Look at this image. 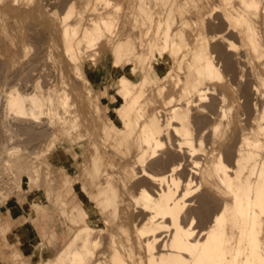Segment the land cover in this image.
<instances>
[{"label": "bare ground", "instance_id": "6f19581e", "mask_svg": "<svg viewBox=\"0 0 264 264\" xmlns=\"http://www.w3.org/2000/svg\"><path fill=\"white\" fill-rule=\"evenodd\" d=\"M91 1L79 8L71 0L62 13L51 12L79 86L87 85L84 53L117 31L123 8L93 0L104 9L92 29L83 20ZM209 6L203 16L205 4L195 0H136L139 48L129 36L108 39L114 65L124 69L116 116L105 124H85L75 111L61 115L81 94L72 101L63 74L59 81L39 58L28 78L3 86L8 140L15 121L47 132L58 118V201L66 218L75 182L81 190L71 207L78 228L45 264H264V0ZM212 23L222 29L209 33ZM15 162L16 182L24 173L39 180V172ZM70 163L82 165L78 178Z\"/></svg>", "mask_w": 264, "mask_h": 264}, {"label": "rangeland", "instance_id": "374dc122", "mask_svg": "<svg viewBox=\"0 0 264 264\" xmlns=\"http://www.w3.org/2000/svg\"><path fill=\"white\" fill-rule=\"evenodd\" d=\"M70 1L71 0H19L18 3H14V0H0V92L9 82H15L19 79V76L26 75L25 73H27V70L31 66V61L33 62L39 58V61H46L47 65L56 72V75L59 76V81L61 80V73L63 74L68 82L72 101L76 100V95L78 96V93L81 94L79 100L77 97V104H73V106H71L72 108L69 109L68 112H70V114L68 112L66 113L63 108L59 109L60 114L62 113L61 115H63L65 113V115L69 117L73 115V111H75L81 113L83 119L86 118L85 124H105L109 122V117L116 116L115 110L117 100L115 92L117 77L124 69V64L118 66L114 65L110 53L111 42L108 39L114 40V38L117 39L119 36L124 39L129 36L136 46V50L139 48L138 34H140V29H142V27L139 23L137 24L134 21V3L136 0H115L120 1L123 5V8L119 12L120 17L117 20V31L114 32L115 34L113 33V35L108 33L107 37L99 40L95 49L84 53L82 60H84L83 62L86 65L87 87L77 84V80L74 77L73 63L65 55L63 50L60 19L58 18L57 20L51 15L54 9H57L59 14L62 13ZM76 1L78 7L83 8L85 0ZM195 1L205 4L203 10V12H205L203 14L204 16L210 13L209 5L215 0ZM95 2L96 0H94V4ZM92 3L93 0L91 1V4ZM94 4L86 8L83 18L84 22L92 29H95L94 20L98 18L99 11L104 9V4L97 3V8H93ZM112 9V6L108 8V10ZM190 16H194V13ZM78 19L79 17L75 16L71 21H77ZM218 26V23H212L208 26L209 28H207V31L209 33H212V31L217 32L218 29H222L221 26ZM50 48L53 53L52 57H49L47 54V51H50L47 49ZM88 58H92L95 61L94 66H88ZM29 72L28 70V73ZM28 75H26L27 77L25 78L30 76ZM5 78H8V80ZM73 88H76V90H73ZM158 98L160 99L158 100ZM158 98L156 99L157 101H155V105L164 107V99L162 97ZM1 101L2 100H0V184L2 185H0V206L11 197H20L21 195H26L29 198L35 199L34 206L39 199H42L43 202L52 203L58 210L56 218V222L58 223V240L62 238L65 239L61 243L58 241V252L64 246L65 242L68 241L74 230L78 228V226L74 225L71 221V207L72 203L81 201V190L77 182H75L73 191L68 195V201L70 202L68 208L69 218L61 215L60 203L58 201V174L62 172V164L58 161V154L60 152L58 150L57 139L59 132L58 118L56 123L50 126L47 132L43 131V128L46 127L45 125L36 127L34 124L15 121L16 124L14 123L11 125V127L14 128L11 134L13 137L12 139L10 138L11 142L7 139L9 134H7V130L5 131V128H7L6 124L2 123L3 105ZM233 114L235 115L234 119L236 121L239 118V116L236 115V109ZM243 116L244 115H242V117ZM9 144L10 146L19 145L23 149L19 151L9 149L11 151L10 154L12 153L10 155L7 151L8 149H6V145ZM77 150H80V148ZM14 152L19 153V155L13 156ZM6 157L11 159L10 163L12 160L14 162L17 161L23 167L29 168L30 172H39V180L30 182V178L24 173L22 182H16L15 172L16 175L19 174V169H17L19 167L16 162V165H9V160L5 162ZM78 163H80V161ZM78 163L76 165L70 163L68 167V172L72 179L78 178L77 173H79L82 166L81 164L78 165ZM49 238L50 243L56 239L55 231L50 233ZM12 261L13 264H25L22 260L15 257ZM45 262L46 260L39 264H45Z\"/></svg>", "mask_w": 264, "mask_h": 264}, {"label": "crops", "instance_id": "0c3cea01", "mask_svg": "<svg viewBox=\"0 0 264 264\" xmlns=\"http://www.w3.org/2000/svg\"><path fill=\"white\" fill-rule=\"evenodd\" d=\"M34 201L33 198L21 195L11 197L1 204L0 264H13L14 257L25 264H39L58 253V241L61 243L65 240H58V210L52 203L43 202L42 199L34 206ZM60 212L64 216L62 210ZM52 231H55L56 239L50 243Z\"/></svg>", "mask_w": 264, "mask_h": 264}, {"label": "built area", "instance_id": "2783aa9c", "mask_svg": "<svg viewBox=\"0 0 264 264\" xmlns=\"http://www.w3.org/2000/svg\"><path fill=\"white\" fill-rule=\"evenodd\" d=\"M0 185H2V184H0Z\"/></svg>", "mask_w": 264, "mask_h": 264}]
</instances>
